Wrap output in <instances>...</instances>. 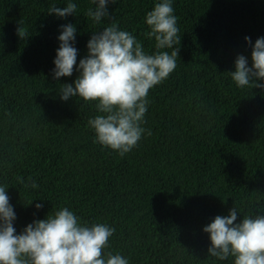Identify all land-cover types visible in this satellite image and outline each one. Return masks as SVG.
Segmentation results:
<instances>
[{"label": "trees", "instance_id": "16d2710c", "mask_svg": "<svg viewBox=\"0 0 264 264\" xmlns=\"http://www.w3.org/2000/svg\"><path fill=\"white\" fill-rule=\"evenodd\" d=\"M72 2L75 15L58 18L49 8L68 0H0V184L17 232L68 207L114 227L103 252L129 264H233L207 254L202 229L232 207L237 222L264 215V89L238 88L228 74L238 55L250 58L244 38L264 36V0H174L177 67L149 90L151 134L123 156L95 142V102L59 98L78 76L74 66L52 78L59 25L76 26L77 63L92 32L113 22L151 53L145 15L158 0H116L101 24L86 16L89 0Z\"/></svg>", "mask_w": 264, "mask_h": 264}, {"label": "clouds", "instance_id": "9594fccd", "mask_svg": "<svg viewBox=\"0 0 264 264\" xmlns=\"http://www.w3.org/2000/svg\"><path fill=\"white\" fill-rule=\"evenodd\" d=\"M174 0H158L145 15L146 33L154 40L149 53L141 41L122 30L115 22L102 31H93L87 41V55L77 63V29L72 23L59 25L52 78L70 77L61 84L59 98L68 101L79 97L95 102L97 115L88 120L95 142L123 156L137 146L142 135L151 134L142 127L148 110L149 90L167 79L177 67L181 36L178 35ZM86 11L94 24L109 17L107 6L116 0H89ZM77 4L68 0L64 7L53 5L48 13L58 18L75 15ZM250 58L238 55L228 72L236 87L264 89V36L251 43ZM168 49H171L169 52ZM30 187L38 184L32 181ZM5 185L0 184V264H129L119 253H104L115 228L106 223L82 222L74 211L62 207L44 219L33 220L21 232L14 227L16 212ZM30 201L28 204H31ZM43 203L33 205L36 210ZM238 209L217 215L205 225L208 234L207 254L233 264H264V215H246L237 222ZM240 216V215H239Z\"/></svg>", "mask_w": 264, "mask_h": 264}]
</instances>
